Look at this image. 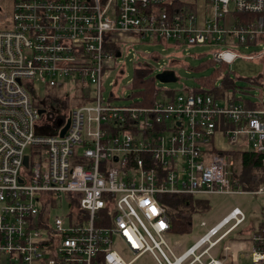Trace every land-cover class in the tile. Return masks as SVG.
I'll list each match as a JSON object with an SVG mask.
<instances>
[{
    "label": "built area",
    "instance_id": "1",
    "mask_svg": "<svg viewBox=\"0 0 264 264\" xmlns=\"http://www.w3.org/2000/svg\"><path fill=\"white\" fill-rule=\"evenodd\" d=\"M125 37L216 43L217 63L264 58V0H11L0 27V264H131L145 252L156 264H228L246 242L249 264H264V221L213 252L244 223L239 207L176 253L160 198L241 192L238 159L223 152L257 153L264 168L263 99L187 89L113 104L102 79L120 50L105 46ZM254 43L257 54L239 52ZM37 86L57 95L40 105Z\"/></svg>",
    "mask_w": 264,
    "mask_h": 264
},
{
    "label": "rangeland",
    "instance_id": "2",
    "mask_svg": "<svg viewBox=\"0 0 264 264\" xmlns=\"http://www.w3.org/2000/svg\"><path fill=\"white\" fill-rule=\"evenodd\" d=\"M11 0H0V27L4 25L11 9ZM207 7V6H206ZM203 8V5H202ZM263 48V44L254 43L240 46L239 52L244 55L257 54ZM219 49L216 43H191L176 44L168 40L164 44L159 40L142 39L140 41L125 37L121 42L120 54L113 59L114 67L110 68L103 75L102 91L105 97L109 92L114 93L115 97L110 102L113 104L126 105L132 101L127 98L131 94V85L133 82L134 69L140 64H146L150 67L149 77L154 78L155 86L161 89L158 99H161L163 90H171L175 94H182L185 90L195 86L197 78L210 76L218 64L212 65L207 62L212 61L213 53ZM203 66L202 68H199ZM198 68V70H195ZM229 77L232 80L233 88L227 89L226 96L219 98L220 101L231 97L234 102L243 104H257L260 100L264 101V58L255 57L254 59H245L237 57L233 62L226 65ZM163 69L173 70L178 78L173 82H160L155 78L156 74ZM121 70V73H120ZM219 81H215L218 85ZM56 90L50 87L37 86V100L42 104L46 96L55 97ZM41 100V101H40ZM38 104V103H37ZM227 145L226 139L223 143ZM239 162V161H238ZM235 162V166L240 171V163ZM261 185L254 186L252 190H245L239 185L241 192L235 194H215L194 196L197 199L205 201V208H196L191 216V225L188 232L184 234L170 232L166 239L176 253H180L188 246L192 245L200 236L205 234L208 227L217 224L231 208L239 207L244 215L245 221L242 225L233 230L230 235L224 238L217 245L213 252H219L223 246H230L233 241L247 240V235L242 234L250 224L257 226L264 221V194H254L248 191H255ZM246 192H244V191ZM58 205L52 206L49 211L50 221L60 212ZM205 221V225L201 222ZM224 230V229H223ZM222 230V231H223ZM116 249L121 252L123 259L128 261L130 255L123 250L122 245L115 240ZM244 249L237 251L234 257L229 256L228 264H249V245L245 244ZM231 258H234L231 261ZM3 264V263H2ZM131 264H156L149 252H145L136 258Z\"/></svg>",
    "mask_w": 264,
    "mask_h": 264
},
{
    "label": "trees",
    "instance_id": "3",
    "mask_svg": "<svg viewBox=\"0 0 264 264\" xmlns=\"http://www.w3.org/2000/svg\"><path fill=\"white\" fill-rule=\"evenodd\" d=\"M107 50L119 49V44L106 45ZM208 64H218V67L213 70L210 76L197 78L196 84L191 90L193 93L208 94L219 99L224 98L227 89L233 88L232 80L229 77V72L225 63L209 61ZM200 66L199 68H202ZM150 67L146 64H138L134 69L133 82L131 85V94L139 97L145 103H151L160 92L155 86L154 78L149 77ZM195 70H198L196 68ZM215 81H219L215 85ZM161 92L174 93L171 90H163ZM229 101H234L231 97ZM245 106H257V104H244ZM218 152H220L218 150ZM230 152L238 159L240 163V171L237 174V179L234 183L241 185L245 190H252L254 186H259L264 183V168L261 164V156L250 151H224ZM163 204L167 206V215L169 218L170 231L172 233L184 234L188 232L191 225V216L196 208L204 209L206 204L204 200L197 199L187 194H162L160 196Z\"/></svg>",
    "mask_w": 264,
    "mask_h": 264
},
{
    "label": "water",
    "instance_id": "4",
    "mask_svg": "<svg viewBox=\"0 0 264 264\" xmlns=\"http://www.w3.org/2000/svg\"><path fill=\"white\" fill-rule=\"evenodd\" d=\"M160 82H173L176 81L178 78L176 77L173 70L170 69H163L155 76ZM67 125L60 131V134H63ZM26 159V157H25Z\"/></svg>",
    "mask_w": 264,
    "mask_h": 264
},
{
    "label": "crops",
    "instance_id": "5",
    "mask_svg": "<svg viewBox=\"0 0 264 264\" xmlns=\"http://www.w3.org/2000/svg\"><path fill=\"white\" fill-rule=\"evenodd\" d=\"M10 4H11V1H10ZM197 8H201V6H197Z\"/></svg>",
    "mask_w": 264,
    "mask_h": 264
}]
</instances>
